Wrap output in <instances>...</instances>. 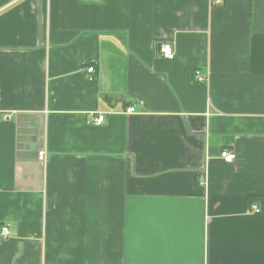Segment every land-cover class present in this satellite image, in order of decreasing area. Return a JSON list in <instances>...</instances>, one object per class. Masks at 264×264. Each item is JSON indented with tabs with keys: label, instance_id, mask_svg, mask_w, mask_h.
Instances as JSON below:
<instances>
[{
	"label": "crops",
	"instance_id": "obj_1",
	"mask_svg": "<svg viewBox=\"0 0 264 264\" xmlns=\"http://www.w3.org/2000/svg\"><path fill=\"white\" fill-rule=\"evenodd\" d=\"M0 87V264H264V0H0Z\"/></svg>",
	"mask_w": 264,
	"mask_h": 264
},
{
	"label": "built area",
	"instance_id": "obj_2",
	"mask_svg": "<svg viewBox=\"0 0 264 264\" xmlns=\"http://www.w3.org/2000/svg\"><path fill=\"white\" fill-rule=\"evenodd\" d=\"M220 1L221 0H211V2L214 3V4H216V3L220 2ZM159 51H160V54L162 56L166 57L169 60H172L175 57V51H174L173 47L171 46V44H169V43L161 44L160 47H159ZM94 70H95L94 67H89L88 68V71L90 73H92ZM195 78H196L197 81H201V82L207 80L206 76L200 75L198 73H196ZM0 93H1V87H0ZM127 111L128 112H134L135 111V107H131ZM6 118H8V117H6ZM104 119H105V116L103 114H100L98 117H96L94 119V123L97 124V125H101L103 123ZM44 154L45 153H41V155H44ZM221 156L227 162H233L236 159V154L234 152L229 151V150H223L222 153H221ZM250 211L253 212V213H258L260 211V208L256 204H252L251 208H250ZM0 233H1L2 237L7 238L9 236V234H10L9 228L7 226H2Z\"/></svg>",
	"mask_w": 264,
	"mask_h": 264
},
{
	"label": "trees",
	"instance_id": "obj_3",
	"mask_svg": "<svg viewBox=\"0 0 264 264\" xmlns=\"http://www.w3.org/2000/svg\"><path fill=\"white\" fill-rule=\"evenodd\" d=\"M250 202H251V201H250ZM252 204H254V203L249 204L250 208H251V205H252Z\"/></svg>",
	"mask_w": 264,
	"mask_h": 264
}]
</instances>
